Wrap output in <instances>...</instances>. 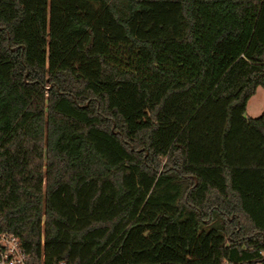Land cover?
I'll use <instances>...</instances> for the list:
<instances>
[{"label": "trees", "instance_id": "16d2710c", "mask_svg": "<svg viewBox=\"0 0 264 264\" xmlns=\"http://www.w3.org/2000/svg\"><path fill=\"white\" fill-rule=\"evenodd\" d=\"M264 0H0V229L71 264H264Z\"/></svg>", "mask_w": 264, "mask_h": 264}, {"label": "built area", "instance_id": "2783aa9c", "mask_svg": "<svg viewBox=\"0 0 264 264\" xmlns=\"http://www.w3.org/2000/svg\"><path fill=\"white\" fill-rule=\"evenodd\" d=\"M0 264H71L65 259L48 262L44 253L33 257L22 245L18 236L0 229Z\"/></svg>", "mask_w": 264, "mask_h": 264}, {"label": "rangeland", "instance_id": "374dc122", "mask_svg": "<svg viewBox=\"0 0 264 264\" xmlns=\"http://www.w3.org/2000/svg\"><path fill=\"white\" fill-rule=\"evenodd\" d=\"M264 108V87L257 86L255 93L248 99L245 116H257Z\"/></svg>", "mask_w": 264, "mask_h": 264}]
</instances>
